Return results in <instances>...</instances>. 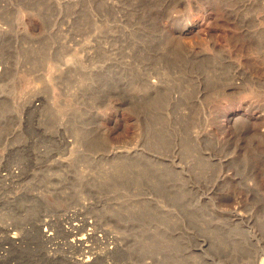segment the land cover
<instances>
[{
  "label": "rangeland",
  "instance_id": "374dc122",
  "mask_svg": "<svg viewBox=\"0 0 264 264\" xmlns=\"http://www.w3.org/2000/svg\"><path fill=\"white\" fill-rule=\"evenodd\" d=\"M88 263L264 264V0H0V264Z\"/></svg>",
  "mask_w": 264,
  "mask_h": 264
},
{
  "label": "built area",
  "instance_id": "2783aa9c",
  "mask_svg": "<svg viewBox=\"0 0 264 264\" xmlns=\"http://www.w3.org/2000/svg\"><path fill=\"white\" fill-rule=\"evenodd\" d=\"M47 222H48V221H47ZM48 223H49V222H48ZM48 223H46V224L44 225V226H45V227H44V234H45L46 236L53 237V235H54L53 232H52L53 230H51L50 228L47 227V226H49ZM72 227L75 228V224H72ZM67 228H68V227H67ZM12 237H13L12 239H14V240L17 239V237H18L17 232H14V233L12 234ZM14 240H13V241H14ZM14 242H15V241H14Z\"/></svg>",
  "mask_w": 264,
  "mask_h": 264
},
{
  "label": "bare ground",
  "instance_id": "6f19581e",
  "mask_svg": "<svg viewBox=\"0 0 264 264\" xmlns=\"http://www.w3.org/2000/svg\"><path fill=\"white\" fill-rule=\"evenodd\" d=\"M83 238H85V237H83ZM76 242H78V241H76ZM80 242H81V241H80ZM82 243H84V242H82ZM79 245H80V243H79ZM80 246L82 247V244H81ZM82 249H83V248H82ZM85 257H86V256H84L83 258H81V260H82V259H84ZM88 257H89V256H88ZM88 257H87V258H85V259H84L83 261H81V262H84V263H86V261H88V260H91V259H90V258H88ZM79 260H80V259H79ZM92 262H93V261H92ZM92 262H91V263H92ZM88 264H90V263H88Z\"/></svg>",
  "mask_w": 264,
  "mask_h": 264
}]
</instances>
